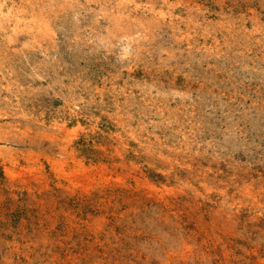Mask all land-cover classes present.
I'll use <instances>...</instances> for the list:
<instances>
[{"label":"rangeland","instance_id":"obj_1","mask_svg":"<svg viewBox=\"0 0 264 264\" xmlns=\"http://www.w3.org/2000/svg\"><path fill=\"white\" fill-rule=\"evenodd\" d=\"M0 264H264V0H0Z\"/></svg>","mask_w":264,"mask_h":264}]
</instances>
